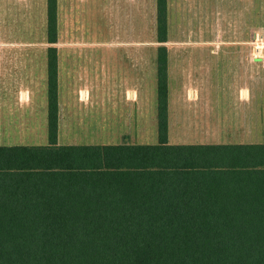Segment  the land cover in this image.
Returning a JSON list of instances; mask_svg holds the SVG:
<instances>
[{"label":"trees","instance_id":"1","mask_svg":"<svg viewBox=\"0 0 264 264\" xmlns=\"http://www.w3.org/2000/svg\"><path fill=\"white\" fill-rule=\"evenodd\" d=\"M57 42L46 0L47 144L0 146V264H264V144L170 145L163 46L156 144L58 145Z\"/></svg>","mask_w":264,"mask_h":264},{"label":"rangeland","instance_id":"2","mask_svg":"<svg viewBox=\"0 0 264 264\" xmlns=\"http://www.w3.org/2000/svg\"><path fill=\"white\" fill-rule=\"evenodd\" d=\"M26 1L0 0V117L24 119L22 126L26 117L29 120L26 124L27 139L22 132L21 139L12 137L4 140L8 146L47 144L46 50L50 45L46 43V0ZM107 1L60 0L59 43L54 47L63 54V78L71 79L68 77V63L72 62L76 67L74 82L70 86L71 95L74 94L73 88L88 89V102H84L80 92H77L80 104L76 106V115L84 116L87 113L81 111L87 109L89 112L96 103L100 53H115L116 50L111 49L127 47L117 42L127 35L130 40L139 41L141 119H149L153 112L151 89L154 84L156 89L157 49L163 46L172 60L170 83L174 90L177 89V99L181 100L184 96L192 99L191 90L182 95L185 87L196 89L200 97L198 103L183 104L184 115L194 118L198 111L211 105L213 95L217 96L213 93L212 84L224 85L235 81L234 63L238 60L234 61L232 55L237 56L240 52L246 58L251 53L252 98L258 99L259 90L264 86V0H168L167 42L164 44L156 41V0H133L134 12L136 3L139 7L138 27L135 26V18L133 27L125 26L126 20H118L116 23L119 26L109 22V26L100 27V17L105 16L103 10ZM26 10L27 25L24 26ZM112 13L115 17L121 16L120 12ZM100 35H106L109 41L114 39L117 43L100 44ZM131 46L130 43V49ZM100 47L103 49L100 50ZM25 51L28 53V72L19 60L20 53ZM4 52L17 54L18 60H1ZM68 54H72L71 59H68ZM19 90H27V94L20 97ZM229 105L225 104L227 109ZM247 107L249 109V105ZM193 118L186 120L191 128L196 124ZM74 142L76 145L99 144V140L87 138ZM140 142L150 140L141 139Z\"/></svg>","mask_w":264,"mask_h":264},{"label":"crops","instance_id":"3","mask_svg":"<svg viewBox=\"0 0 264 264\" xmlns=\"http://www.w3.org/2000/svg\"><path fill=\"white\" fill-rule=\"evenodd\" d=\"M25 1L26 0H21ZM109 0L104 6L105 16L100 17V27L109 26V22L119 26L118 20H126L127 27L139 26V7L136 3L134 12L133 0ZM238 4L241 1H236ZM240 2V3H239ZM112 12H120L121 16H114ZM125 14V15H124ZM60 0H57V20L59 25ZM250 16V15H249ZM121 17V19H119ZM131 18V22L129 20ZM219 21V19H217ZM0 22H2L0 20ZM24 26L27 25V10L24 14ZM112 26V25H111ZM124 26V25H121ZM112 43H121V49L115 53H100V76L98 77L99 95L95 99V105L90 108L84 116L76 115L77 92H80L82 100H87L88 89L73 88L71 95L70 86L74 82V68L76 64L68 63V77L65 80L63 73L65 64L63 54L58 53V123H57V144L61 146H76V139L99 140L101 146L110 145H152L157 142L156 128V89L155 84L152 90L153 112L149 119H141L140 104V52L139 41L129 35L122 37L120 41L110 40ZM106 35L99 37V43H110ZM59 43V42H58ZM131 43V49L129 44ZM25 46L27 44L25 43ZM103 49L100 47V50ZM99 50V51H100ZM107 50V49H106ZM244 57L240 52L233 56L234 68L237 73L235 81L228 84H212L213 95L211 105L205 110L198 111L194 118L185 114L183 104L185 102L198 103L199 94L194 88L185 87L182 95L191 90L192 99H177V89L174 90L171 81L172 60L168 54V143L170 145H261L264 144V86L261 87L257 98H252V58L251 53ZM230 56V54H228ZM72 54H68L71 59ZM76 56V54H73ZM80 56V55H79ZM181 56V55H180ZM235 56V57H234ZM3 58V59H2ZM18 60V55L5 53L1 60ZM79 59V58H78ZM83 59H87L84 57ZM19 60L22 61L25 70L29 71L28 53H20ZM21 64V68H22ZM182 66V63H181ZM122 69V70H121ZM131 70V72H130ZM120 75H117V74ZM27 90H19L20 97H24ZM221 94V95H220ZM17 96V94H16ZM229 103L228 109L225 104ZM246 105H249L246 108ZM94 112L92 113V111ZM2 114V113H1ZM0 114V115H1ZM189 116V117H188ZM196 120L195 127L188 126L186 120ZM36 119V117L34 118ZM24 119H2L0 117V146H8L4 142L6 139L16 137L21 139L22 132L27 139L28 117ZM186 121V122H185ZM27 124V125H26ZM46 133H47V114H46ZM193 134V135H191ZM36 137V136H35ZM33 139V138H32ZM150 140V142H140V140ZM156 141V142H155ZM22 146V145H21ZM36 146V145H35Z\"/></svg>","mask_w":264,"mask_h":264}]
</instances>
